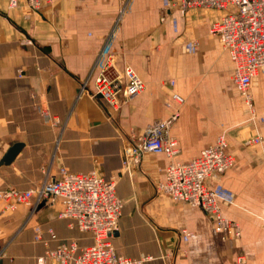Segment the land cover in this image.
I'll return each instance as SVG.
<instances>
[{
    "label": "crops",
    "instance_id": "crops-1",
    "mask_svg": "<svg viewBox=\"0 0 264 264\" xmlns=\"http://www.w3.org/2000/svg\"><path fill=\"white\" fill-rule=\"evenodd\" d=\"M169 3L56 0L32 10L26 0L16 7L0 0V163L12 146L22 145L10 165L0 166V190L38 189L63 169L95 171L117 178L123 212L112 244L118 255L142 264H242L240 256L243 264H264V68L251 85L253 115L234 83L229 53L210 33L222 13L169 9ZM112 34L116 68L132 67L145 83V91L119 111L90 94L80 96ZM174 94L185 99L183 106ZM176 110L174 158L146 154L125 171L126 147ZM256 137L263 142L244 145ZM221 138L235 165L207 184L241 231L227 241L204 211L157 191L172 160L190 162ZM61 211L59 200L11 211L0 201V263L57 264L48 253L59 245L74 243L78 252L92 245L74 220L60 218Z\"/></svg>",
    "mask_w": 264,
    "mask_h": 264
},
{
    "label": "built area",
    "instance_id": "built-area-1",
    "mask_svg": "<svg viewBox=\"0 0 264 264\" xmlns=\"http://www.w3.org/2000/svg\"><path fill=\"white\" fill-rule=\"evenodd\" d=\"M32 10H38L44 2L56 0H26ZM12 7L17 0H10ZM169 9L189 11L192 9L216 10L222 13L210 33L217 37L234 63L233 80L249 110L255 115L251 85L260 69L264 68V0H170ZM103 46L90 77L84 82L80 96L90 94L100 98L114 111L145 91V83L132 67L120 72L115 66L111 51V37ZM95 69L97 74L93 77ZM92 83V84H91ZM173 84V82H172ZM181 107L185 99L173 95ZM42 116L57 123L58 120L42 110ZM180 117L179 110L164 120L148 125L131 146L126 147L123 168L129 171L141 163L146 154H165L173 159L178 153V143L171 129ZM262 137L249 139L247 145L261 144ZM235 165V158L228 152V143L219 139L207 147L201 155L187 163L171 161L166 176L157 186V191L174 201L187 203L209 215L215 233L224 241L238 239L241 231L237 223L229 221L222 213L218 197L207 182L221 176ZM61 201L62 219H72L82 233L89 234L93 244L78 252L74 243L61 244L48 255L57 264H142L118 255L112 240L120 228L123 202L117 194V178L105 179L97 172L69 173L61 171L59 179L47 178L38 189L0 190V201L7 210L19 205L32 206L34 202L54 204ZM52 239H56L50 231ZM40 239L39 236L36 238ZM240 263L245 257L240 256Z\"/></svg>",
    "mask_w": 264,
    "mask_h": 264
},
{
    "label": "water",
    "instance_id": "water-1",
    "mask_svg": "<svg viewBox=\"0 0 264 264\" xmlns=\"http://www.w3.org/2000/svg\"><path fill=\"white\" fill-rule=\"evenodd\" d=\"M21 149H22V145L21 144H16V145L12 146L8 150V152L5 155V157L2 159V161L0 163V166H2V165H10L16 159V157L19 155ZM117 234H118V232L115 235H117Z\"/></svg>",
    "mask_w": 264,
    "mask_h": 264
},
{
    "label": "rangeland",
    "instance_id": "rangeland-1",
    "mask_svg": "<svg viewBox=\"0 0 264 264\" xmlns=\"http://www.w3.org/2000/svg\"><path fill=\"white\" fill-rule=\"evenodd\" d=\"M246 109H247V113H248V105H247V104H246ZM247 141H248V140H246V141L244 142V145H245L246 147H248V145L246 144ZM256 145H258V144H256ZM157 186H158V185H157Z\"/></svg>",
    "mask_w": 264,
    "mask_h": 264
}]
</instances>
